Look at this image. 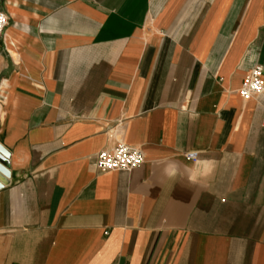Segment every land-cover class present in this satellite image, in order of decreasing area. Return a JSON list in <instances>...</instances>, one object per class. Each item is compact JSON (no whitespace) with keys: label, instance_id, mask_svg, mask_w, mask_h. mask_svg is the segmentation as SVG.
Returning <instances> with one entry per match:
<instances>
[{"label":"crops","instance_id":"0c3cea01","mask_svg":"<svg viewBox=\"0 0 264 264\" xmlns=\"http://www.w3.org/2000/svg\"><path fill=\"white\" fill-rule=\"evenodd\" d=\"M1 8L0 264H264V0Z\"/></svg>","mask_w":264,"mask_h":264},{"label":"built area","instance_id":"2783aa9c","mask_svg":"<svg viewBox=\"0 0 264 264\" xmlns=\"http://www.w3.org/2000/svg\"><path fill=\"white\" fill-rule=\"evenodd\" d=\"M9 25V18L1 8L0 0V39L2 38L6 28ZM264 92V83L262 80V68L254 67L248 76L242 81L238 90L239 96L246 100L251 97L258 96ZM264 122V115L262 116ZM264 128V125H263ZM189 161H195L196 154L188 152L184 154ZM144 163V155L138 148L129 146L117 141L115 146L103 149L94 157V168L98 172L124 171L130 172Z\"/></svg>","mask_w":264,"mask_h":264},{"label":"water","instance_id":"95a60500","mask_svg":"<svg viewBox=\"0 0 264 264\" xmlns=\"http://www.w3.org/2000/svg\"><path fill=\"white\" fill-rule=\"evenodd\" d=\"M9 152L0 145V189L7 185V180L9 178Z\"/></svg>","mask_w":264,"mask_h":264}]
</instances>
